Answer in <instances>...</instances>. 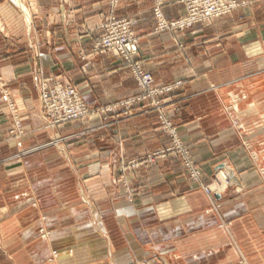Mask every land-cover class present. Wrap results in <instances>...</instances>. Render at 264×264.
<instances>
[{"label":"crops","instance_id":"1","mask_svg":"<svg viewBox=\"0 0 264 264\" xmlns=\"http://www.w3.org/2000/svg\"><path fill=\"white\" fill-rule=\"evenodd\" d=\"M177 1L168 0L166 18L184 12ZM248 1L184 37L153 33V0H121L117 14L135 21L144 68L157 84H181L173 99L181 104L168 110L180 109L173 121L206 181L221 171L234 183L208 198L178 158H167L127 173L139 192L128 202L114 168L167 144L157 114L136 107L105 125L53 128L38 89L41 77L58 79L94 107L138 94L129 69L115 55L92 53L82 33L98 27L108 1L31 0L24 39L9 44L0 34L8 55L0 57V264H238L222 222L232 223L242 256L264 264V0ZM2 84L22 122L20 139L9 134ZM211 202L220 210L208 212Z\"/></svg>","mask_w":264,"mask_h":264},{"label":"rangeland","instance_id":"2","mask_svg":"<svg viewBox=\"0 0 264 264\" xmlns=\"http://www.w3.org/2000/svg\"><path fill=\"white\" fill-rule=\"evenodd\" d=\"M21 1L27 5L32 16L34 6L31 0ZM107 1L109 9L102 15L98 27L92 29L85 25L82 33L83 36L90 38L92 53L100 56L115 55L129 69L136 83L138 94L118 103L94 107L86 102L82 94L73 84H65L58 79L50 77H41L38 89L43 109L45 107L47 108V111L44 109V112L50 127L57 128L70 123L88 122L92 124L94 121L98 124L105 125L113 117L119 119L122 116H129L136 107L143 113L155 112L158 117L159 129L166 138L167 144L162 149L129 162H122L114 168L117 176L113 179V183L115 186L123 185L126 188L127 194L124 196L125 200L133 202L139 193L137 191L133 192L130 189L127 173L139 170L142 167L154 166L158 160H165L167 158H178L181 161L182 169L188 179L198 185L199 189L208 198H212L213 195L225 193V191H228L232 187L234 184L233 181L228 179L229 183L227 186L223 179L219 178L221 171L215 174L209 182L206 181L202 166L195 159L191 148L183 142L179 133V127L173 121L171 112L178 113L180 109L175 107L173 111L168 110L172 105L176 106L181 104L180 101L176 103L173 101L175 94L181 90V84L172 83L165 85L155 82L152 74L143 66L140 39L135 29V21L131 18L118 16L117 9L121 0ZM59 2L63 5L66 4L65 0H59ZM167 4L168 0H153V33H170L173 35H184V37L189 31H193L195 28L209 25L224 17L234 16L235 14L243 12L250 5L248 0H179L177 4L183 7L184 12L178 18L168 19L164 14V8ZM70 16L71 12L69 11L66 15L67 26H69ZM25 27V18L17 5L12 0H0V34L9 44H17L18 41L24 39ZM178 47L181 50H185L184 40L178 41ZM6 55L7 53L4 52L0 54V57H6ZM82 58L83 60H87L85 55ZM143 77L149 78L152 81L149 88H143L141 86L140 83ZM42 86L44 90L46 89L47 94V99L44 101L42 100L43 95L41 94ZM1 89L3 99L8 104L10 115L14 122L9 134L16 139H20L24 136L22 122L18 116L15 104L11 99L7 85L2 84ZM261 172L264 174V167L261 168ZM215 187H219V189L214 190ZM222 189V192H218ZM220 208V204L211 202L208 212H217ZM219 229L229 237L231 246L237 251L238 264H250L240 253L233 238L232 223L222 222L219 225ZM261 232L264 238V229ZM49 235L50 233L44 229L40 231V237L42 239H47ZM140 264H150V261L140 262Z\"/></svg>","mask_w":264,"mask_h":264},{"label":"bare ground","instance_id":"3","mask_svg":"<svg viewBox=\"0 0 264 264\" xmlns=\"http://www.w3.org/2000/svg\"><path fill=\"white\" fill-rule=\"evenodd\" d=\"M16 5H17V7L23 12V14H24V16H25V18H26V25H27V28L29 29L30 28V25H31V20H32V16H31V13H30V11H29V9L27 8V5L23 2V1H21V0H12ZM221 177H222V179H223V181L226 183V185L228 184V182H229V180H228V178H227V174H225L224 172H223V175H221ZM221 179V178H220ZM223 185H225V184H223ZM226 185H225V187H226ZM219 189V187H215V189L214 190H218ZM223 189H225V188H223ZM223 189L221 190V191H223Z\"/></svg>","mask_w":264,"mask_h":264},{"label":"built area","instance_id":"4","mask_svg":"<svg viewBox=\"0 0 264 264\" xmlns=\"http://www.w3.org/2000/svg\"><path fill=\"white\" fill-rule=\"evenodd\" d=\"M140 75V74H139ZM142 82L140 83L141 84V86L143 87V88H145V87H150L151 86V84H152V81L149 79V78H145V77H143L142 79ZM44 89H43V86H42V89H41V94L43 95V97H42V100L44 101L45 99H47V94H46V89L43 91ZM45 92V93H44ZM45 94V95H44ZM74 94V93H73ZM44 103V102H43ZM44 106H45V104H44ZM45 109V111H47V108L45 107L44 108Z\"/></svg>","mask_w":264,"mask_h":264}]
</instances>
